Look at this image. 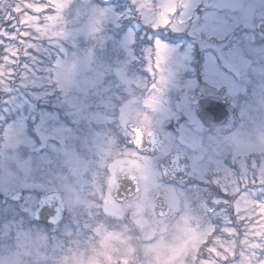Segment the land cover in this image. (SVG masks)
Returning <instances> with one entry per match:
<instances>
[{"label":"rangeland","instance_id":"1","mask_svg":"<svg viewBox=\"0 0 264 264\" xmlns=\"http://www.w3.org/2000/svg\"><path fill=\"white\" fill-rule=\"evenodd\" d=\"M200 3L208 9L198 16ZM25 4L41 0H0V68L13 70L0 79V104L6 102L0 107V264L264 260V201L255 200L264 192L259 183L264 179V38L254 32L255 21L264 17V0H57V11L47 19L41 14L40 33L20 43L3 34L14 33L15 21L5 16L16 6L23 11ZM162 15L172 20L168 27L160 26ZM34 16L17 19L35 29ZM157 39L162 48L155 47ZM244 85L246 90L232 93L240 110L236 141V135L231 143L228 137L201 133L191 94L238 91ZM132 122L163 134L158 155L146 159L130 149L127 124ZM66 148L72 150L65 154ZM229 148L244 155L237 159V173L222 162ZM175 149L193 157L194 165L188 159L192 184H170L161 175ZM219 170L218 177L235 188L213 176ZM124 171L139 178L142 190L117 204L113 192ZM200 182L219 187L222 196L225 186L234 188L227 197L235 195L239 218L220 216L230 200L215 193L206 199ZM53 188L63 190L67 210L62 224L48 231L32 223V212L38 195ZM158 191L173 202L172 212L161 220L153 211ZM17 192L22 193L19 202L1 204V198ZM244 207L248 213L242 214ZM218 216L222 231L214 237ZM135 232L143 241L139 260Z\"/></svg>","mask_w":264,"mask_h":264},{"label":"water","instance_id":"2","mask_svg":"<svg viewBox=\"0 0 264 264\" xmlns=\"http://www.w3.org/2000/svg\"><path fill=\"white\" fill-rule=\"evenodd\" d=\"M205 8L206 6L202 4L197 7L196 11L198 14H202ZM256 29L264 33V19L257 22ZM201 107L203 111H198V115L206 124L207 119L220 121L225 116L217 114V112H220V108L214 105V102H212V100L203 101ZM128 127H130V125ZM136 127L137 131L139 132V138L143 141V146L137 147L132 142V140H130V143L137 148L140 154L154 156L161 149L162 137L160 133L155 130H150L147 134H145L144 128L138 126ZM150 133L153 134V136L151 137L152 139H150ZM184 161L185 155L181 152L175 151L174 153H172L168 168L164 171V173L168 172L170 174V177L175 179L186 178V171L188 167L184 163ZM137 187L139 189L138 181L132 174L125 173L121 175L119 179V186L114 193L115 200L118 203H122L133 198L139 191H136ZM12 199L16 201L20 200L21 194L18 193L16 195H13ZM154 208L156 214L159 217H164L168 213V202L160 193L155 197ZM63 211L64 203L61 197V193L60 191L55 190L39 196L38 203L34 208L33 217L35 220L46 222L50 226H55L61 222ZM161 213H163V215H161Z\"/></svg>","mask_w":264,"mask_h":264},{"label":"snow or ice","instance_id":"3","mask_svg":"<svg viewBox=\"0 0 264 264\" xmlns=\"http://www.w3.org/2000/svg\"><path fill=\"white\" fill-rule=\"evenodd\" d=\"M55 5H57V0H44L43 3L41 4H36V5H27L25 4L23 6V11L21 9V7L16 6L13 7L10 11L9 14H6L5 19L7 21H15V23L12 24V27L14 29V33L13 34H8V33H3L6 38L9 39H17L20 43H24L26 38H30L33 34H39L40 33V29L44 28V22L43 20H41V14H43L44 18L47 19L49 16H51L55 11H57V8L54 7ZM61 10H63V6L61 5ZM33 13H35L34 19L36 21V25H35V29H27L25 27H23V25L29 23L28 21L24 20V19H17V17L19 16H25V15H33ZM173 16L176 15L175 12L172 13ZM172 23V20L170 18L167 17V15H162L160 18V26L163 27H168L170 24ZM47 35H51V29H49V34ZM62 35V34H61ZM155 47L156 48H162V44L160 42L159 39L156 40L155 43ZM233 56V53H228L227 57L230 58ZM19 57V52H17V57ZM16 58H12V63L15 64L16 62ZM8 59L9 57H5V64L8 63ZM90 71V66L88 67V69L86 71H84V80L85 83L87 84L89 82V76H88V72ZM148 72L150 75H152V68L151 66H149L148 68ZM7 75L8 77H11L13 75V70L12 69H8L5 70L4 68H0V79L3 78V76ZM57 83L58 82V77H57ZM152 88H155V82L153 81ZM76 88H79L76 87ZM82 92H84V89H81ZM149 103H151V101H149ZM87 104V101L85 100L83 102V104H81V107L83 108L85 105ZM58 130H54V134L57 133ZM129 134H130V138L132 140V142L137 146V147H142L143 146V141L139 138V132L137 131V127L135 124H130V127L128 128ZM150 139H152L151 137L153 136V134H149ZM70 150H72L71 148H66L65 149V154L67 152H69ZM76 155H78L76 153ZM146 159H148L147 157H145ZM188 159L191 160L192 164L194 165V160L193 157H188ZM207 159L206 157H201V160ZM212 161L209 160V165L211 166ZM225 167L229 168L232 170L233 173H237L238 171H240V166L239 169L237 168V165L234 161L232 160H225ZM247 167L248 165L245 166L244 169V175L240 177V179L244 182L247 183ZM257 167V165L253 162L251 164V168L255 169ZM215 175V174H214ZM209 181L210 182H214L219 184L218 180H213L212 176H209ZM257 179L254 177L251 181V183L253 185L257 184ZM259 183L264 185V179L259 180ZM138 187L136 189V191H138ZM223 194L225 197L228 196V189L227 186L224 187L223 189ZM227 202V201H226ZM161 215H163V213H161ZM261 217L264 218V208H261V213H260ZM213 231H215V225H213ZM253 247H257L259 248V245H253ZM209 252H211L214 255L219 256V253L217 252V250L215 248H209L208 249ZM195 259V257H194ZM206 259V257H205ZM224 259H227L226 257ZM259 264H264V260H260Z\"/></svg>","mask_w":264,"mask_h":264},{"label":"flooded vegetation","instance_id":"4","mask_svg":"<svg viewBox=\"0 0 264 264\" xmlns=\"http://www.w3.org/2000/svg\"><path fill=\"white\" fill-rule=\"evenodd\" d=\"M224 93V92H223ZM223 93H221V94H217V93H211V92H209V91H206V90H195V92H193L192 94H191V102H192V104L196 107V110H197V108L199 107V103L202 101V100H209V99H211V100H214L215 102H219V100H220V98H221V96H222V94ZM227 94H228V96L230 97V95H229V92H227ZM231 98H233L232 96L230 97V102H231V104H232V99ZM219 104V103H218ZM221 105H223V102H221L220 103ZM232 107V106H231ZM232 109H234L233 110V113H237V109L235 108V107H232ZM236 109V110H235ZM200 112H202V110L200 109L199 110ZM233 113H231L230 115H228L227 116V118L224 120V121H222L221 123H219V124H215L214 125V127L213 128H211L212 129V131H220L219 129L220 128H222L221 126H222V123H224L225 121H227V120H229V119H231V118H233ZM235 127L234 126H229L228 128H227V130L226 129H222L221 131H220V136L218 135V134H215V133H210V131L208 130V129H206L205 128V126L203 125V124H201V129H200V132L201 133H203V134H208V135H210V134H212V135H215L216 136V138H218V137H221V135H223V134H227V136H228V139H229V142H233V139L231 138V137H234L235 135H236V133H235ZM238 138V136L236 135L235 136V138H234V142L236 141V139ZM241 138V137H240ZM242 139V142H245L246 140H245V138H241ZM197 143H199V145L201 144V141L198 139V141H197ZM184 145V144H183ZM228 145H229V143H228ZM231 145H234V143L233 144H231ZM217 146H219V144H217ZM185 147H187V146H185ZM230 149V152H228V154L226 155V159L225 160H232V161H234L236 164H237V159H241L242 158V156H244L243 154H240V150L238 151V152H235V149L234 148H229ZM249 154V153H248ZM215 156H216V160L218 159V157L220 156V154L219 153H216L215 154ZM189 173L191 174V172L189 171ZM213 176H214V174H213ZM215 177V176H214ZM216 177L218 178V171L216 172ZM215 177V178H216ZM224 176H221L220 178H222L223 180H225L224 178H223ZM227 181H229L230 182V184H232L233 185V183L230 181V180H227ZM228 190L229 191H232V189L230 188V186L228 185ZM215 194H219V191H218V187H217V189H216V191H215ZM263 199H264V195H263V197H262ZM231 205H233V203H231ZM244 213H245V211H244ZM239 212H234L232 215H230L231 217H233V218H237V217H239ZM243 214V213H242Z\"/></svg>","mask_w":264,"mask_h":264},{"label":"trees","instance_id":"5","mask_svg":"<svg viewBox=\"0 0 264 264\" xmlns=\"http://www.w3.org/2000/svg\"><path fill=\"white\" fill-rule=\"evenodd\" d=\"M44 2V0H41V3H43ZM1 45V44H0ZM4 47L3 46H0V58H1V55H2V49H3ZM21 65H22V63H21ZM21 72H23V69H21ZM21 72H20V75H21ZM4 96V95H3ZM2 96H0V98H1ZM5 103L6 102H4V100H3V103H1L0 104V107H2L3 105H5ZM3 104V105H2ZM59 108V112L62 110L60 107H58Z\"/></svg>","mask_w":264,"mask_h":264}]
</instances>
